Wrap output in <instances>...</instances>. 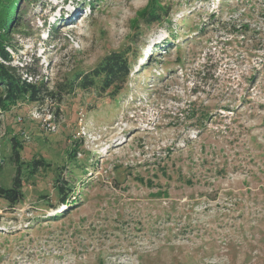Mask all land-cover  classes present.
<instances>
[{
    "label": "rangeland",
    "instance_id": "374dc122",
    "mask_svg": "<svg viewBox=\"0 0 264 264\" xmlns=\"http://www.w3.org/2000/svg\"><path fill=\"white\" fill-rule=\"evenodd\" d=\"M5 22L28 82L130 72L0 104L23 196L0 199V264H264V0H15Z\"/></svg>",
    "mask_w": 264,
    "mask_h": 264
},
{
    "label": "trees",
    "instance_id": "16d2710c",
    "mask_svg": "<svg viewBox=\"0 0 264 264\" xmlns=\"http://www.w3.org/2000/svg\"><path fill=\"white\" fill-rule=\"evenodd\" d=\"M15 0H0V91H2L0 104L13 105L17 102L27 100L30 103L43 102L44 99H59L62 95L69 94L75 89H98L107 92L112 89L120 90L129 78L130 65L127 60V53H112L105 56L97 64L96 68L84 76H75L74 80L65 84H56L52 90H48L43 84L28 82L20 75L18 67L12 66V54L16 52L7 41L5 34L7 15ZM74 87H76L74 89ZM31 169L41 166V161H31ZM33 167V168H32ZM18 177L12 181L10 188L0 187V199L10 206L22 203L21 184ZM66 188V187H65ZM55 189L62 192L63 185L56 184Z\"/></svg>",
    "mask_w": 264,
    "mask_h": 264
}]
</instances>
